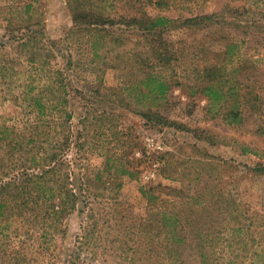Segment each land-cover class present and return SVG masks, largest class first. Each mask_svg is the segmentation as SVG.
Returning a JSON list of instances; mask_svg holds the SVG:
<instances>
[{
    "label": "trees",
    "instance_id": "obj_1",
    "mask_svg": "<svg viewBox=\"0 0 264 264\" xmlns=\"http://www.w3.org/2000/svg\"><path fill=\"white\" fill-rule=\"evenodd\" d=\"M86 1L67 0L73 24L56 37L49 36L43 19L23 21L18 7H0V81L9 79L10 94L22 104L26 114L34 115L22 125L0 122V259L9 256L10 264H32L38 254L51 250L57 235L67 234V219L74 213L83 216L77 235L78 252L66 262L81 261L80 250L96 242L99 234V222L90 207L98 195L92 192V186L105 184L101 187L105 190L111 176L133 175L134 170L124 162L110 173L111 160L118 161L112 156H107V171L98 169L91 173L76 167L79 163L71 158L74 148L82 150L87 143L85 128L74 131L71 124L75 116L72 94L86 98L71 78L75 68L71 45L76 36L93 38L96 47L106 40L123 45L126 32L119 35L114 31L120 24L143 33L147 48L140 54L143 82L148 89L145 92L164 99L173 85L183 83L175 71L178 53L170 43L171 30L233 22L244 31H264V24L257 20L264 19V0H227L218 11L178 18L152 15L146 9L117 17L85 5ZM145 1L158 9L200 4L199 0ZM32 7L29 3L26 10ZM238 45V41L227 37L223 50L204 49L207 58L213 54V60L209 58L211 61L204 66L194 67L195 85L191 88L193 92L200 89L209 100V111L227 124L242 125L247 114L258 116L253 130L264 134V85L255 73V60L239 57ZM59 57L65 64L54 66L53 60ZM164 69L172 72L167 74ZM137 113L146 124L183 127L152 107L138 108ZM249 149L245 147L244 152ZM247 167L264 173L261 161ZM104 171L110 176H105ZM141 191L148 203L145 213L135 216L139 222L134 226L139 235L148 237L152 248L157 246L155 239H159L163 249H167V253L162 250L168 259L166 264H264V243L259 244L263 248L260 252L252 244V227L262 222L264 215L259 213L252 221L233 192H219L208 199L163 183L150 184ZM120 245L127 246L122 241ZM129 260L136 261V257Z\"/></svg>",
    "mask_w": 264,
    "mask_h": 264
},
{
    "label": "rangeland",
    "instance_id": "obj_2",
    "mask_svg": "<svg viewBox=\"0 0 264 264\" xmlns=\"http://www.w3.org/2000/svg\"><path fill=\"white\" fill-rule=\"evenodd\" d=\"M226 1L199 0L200 4H184L173 9H158L147 5L145 0L143 3L142 0H87L85 5L101 8L117 17L146 9L152 15L166 14L178 18L203 11H218ZM29 3L33 7L26 10ZM10 5L20 9V20L46 21L50 37L64 34L73 24L67 0H0V7ZM257 20L264 24L263 18L257 17ZM114 31L119 35L126 32L123 45L106 40L95 47L93 38L77 36L71 45L75 58L71 78L86 94V98L72 94L75 116L71 124L74 131L85 128L87 143L84 149L74 148L70 152L71 158L79 163L76 167L83 171H107V156L118 159L116 163L111 160L110 173L120 168L121 162L134 171L133 175L111 176L105 190L101 189L105 184L92 186V192L98 195L92 199L90 207L98 219L99 234L96 242L80 250L81 261L75 264H166L168 259L162 250L167 253V249H163L159 239H155L157 246L152 248L148 237L139 235L134 226L139 222L135 216L143 215L148 203L141 190L150 184L183 187L208 199L219 192H233L252 221H256L259 213L264 215V173L247 167V164L254 166L257 161L264 163V134L253 130L259 117L247 114L244 124H227L209 111V100L202 91L193 92L191 88L195 85L194 67L204 66L213 55L208 54L207 58L204 49L223 50L227 37L239 42V57L255 60V73L264 85V31L253 28L244 31L233 22L202 29L179 26L171 30L170 43L178 53L174 61L175 71L183 83L173 85L164 99L146 93L148 89L143 82L140 54L147 48L143 33L122 24ZM53 64L62 66L65 60L59 57L53 60ZM164 72L168 74L172 70L164 69ZM10 89L9 79L4 83L0 81V122L22 125L34 115L25 113L22 104L10 94ZM149 107L183 127L160 128L146 124L137 110ZM158 143L163 146L160 151L155 148ZM245 147L251 149L244 152ZM156 158L161 162L155 163ZM105 171V176H110ZM153 173L155 177L150 179ZM82 219L79 213L69 216L67 234H58L56 245L42 254L37 253L38 256L35 254L37 257L33 261L68 264L69 256L78 252L76 243ZM252 235L253 248L262 251L259 244L264 243V220L254 224ZM116 239L119 241H114ZM120 241L127 246L121 247ZM131 257H136V261H130ZM11 260L5 256L0 259V264H10Z\"/></svg>",
    "mask_w": 264,
    "mask_h": 264
},
{
    "label": "built area",
    "instance_id": "obj_3",
    "mask_svg": "<svg viewBox=\"0 0 264 264\" xmlns=\"http://www.w3.org/2000/svg\"><path fill=\"white\" fill-rule=\"evenodd\" d=\"M152 142H153V141H152ZM152 142H151L150 144H152ZM162 147H163V146H162L160 143H158V144L155 146V148H156L157 151H160L159 149H163ZM147 177H148V176H147ZM151 177H152V178L155 177V174H154V173L151 174L150 179H151Z\"/></svg>",
    "mask_w": 264,
    "mask_h": 264
}]
</instances>
